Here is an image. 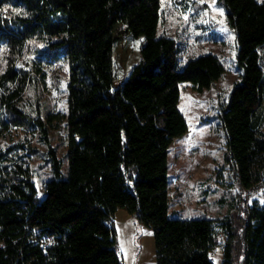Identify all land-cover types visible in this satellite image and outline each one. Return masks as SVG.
Returning a JSON list of instances; mask_svg holds the SVG:
<instances>
[{
    "label": "trees",
    "instance_id": "obj_1",
    "mask_svg": "<svg viewBox=\"0 0 264 264\" xmlns=\"http://www.w3.org/2000/svg\"><path fill=\"white\" fill-rule=\"evenodd\" d=\"M163 0H0V140L35 128L48 146L52 175L43 193L29 166L0 152V264H124L116 212L151 228L156 264H264V200H254L238 233L230 220L170 216V151L187 134L182 83L203 92L226 72L212 53L181 66L177 41L159 34ZM235 34L241 79L219 112L227 162L245 190L264 188V0H218ZM66 58L68 110L23 105L40 87L20 63L34 52ZM36 51V50H35ZM65 120L67 169L51 146L49 125ZM49 124V125H48ZM27 155V154H26ZM41 239H44L45 244Z\"/></svg>",
    "mask_w": 264,
    "mask_h": 264
},
{
    "label": "rangeland",
    "instance_id": "obj_2",
    "mask_svg": "<svg viewBox=\"0 0 264 264\" xmlns=\"http://www.w3.org/2000/svg\"><path fill=\"white\" fill-rule=\"evenodd\" d=\"M159 34L177 41L181 66L201 54L212 53L226 68L222 78L203 92H198L191 83L180 85L179 108L189 130L174 141L170 151V216L230 220L239 233L248 206L254 200H264V188H242L226 160L228 150L219 112L242 73L235 62V34L227 24L226 8L218 0H163ZM33 49L20 65L35 74L40 87H28L23 105L28 110L38 106L42 116L47 112L63 115L68 110L69 63L64 57L49 63L46 58L38 57L36 44ZM6 56L5 47L0 53V73L5 67ZM262 119L264 128V114ZM49 138L62 159L63 168L67 169L64 119L57 118L49 125ZM0 152L5 153L8 163L18 161L28 165L33 181L43 193L52 170L48 146L38 129H11L0 140ZM114 226L124 264H156L151 228L141 225L123 208L116 212ZM218 233L211 255L216 264H222L227 236L221 228ZM242 258L243 248L237 241L235 264H242Z\"/></svg>",
    "mask_w": 264,
    "mask_h": 264
},
{
    "label": "built area",
    "instance_id": "obj_3",
    "mask_svg": "<svg viewBox=\"0 0 264 264\" xmlns=\"http://www.w3.org/2000/svg\"><path fill=\"white\" fill-rule=\"evenodd\" d=\"M42 240V242L45 244V241H44V239H41Z\"/></svg>",
    "mask_w": 264,
    "mask_h": 264
}]
</instances>
